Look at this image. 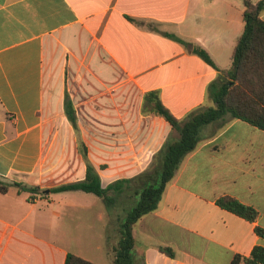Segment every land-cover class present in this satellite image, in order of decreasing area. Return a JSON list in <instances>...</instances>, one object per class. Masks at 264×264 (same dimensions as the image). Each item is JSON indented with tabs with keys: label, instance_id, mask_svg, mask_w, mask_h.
Returning a JSON list of instances; mask_svg holds the SVG:
<instances>
[{
	"label": "crops",
	"instance_id": "1",
	"mask_svg": "<svg viewBox=\"0 0 264 264\" xmlns=\"http://www.w3.org/2000/svg\"><path fill=\"white\" fill-rule=\"evenodd\" d=\"M244 11L243 0H0V180L27 187L0 192V264H65L68 254L114 264L115 212L94 194L50 190L85 179L79 138L103 187L147 171L179 135L143 113L146 95L179 120L214 106L210 86L231 67ZM222 197L253 207L257 219L222 209ZM257 227L264 131L241 120L208 125L158 208L134 225L135 261L231 264L264 247Z\"/></svg>",
	"mask_w": 264,
	"mask_h": 264
},
{
	"label": "trees",
	"instance_id": "2",
	"mask_svg": "<svg viewBox=\"0 0 264 264\" xmlns=\"http://www.w3.org/2000/svg\"><path fill=\"white\" fill-rule=\"evenodd\" d=\"M243 3L245 27L236 42L231 67L221 71L218 81L210 86L214 106L199 109L186 119L179 120L163 105L157 94L146 95L143 113L164 118L179 135L178 139L169 137L147 171L134 178L120 179L103 187L97 170L88 159L87 147L79 138V151L86 163L85 179L50 190V193L82 191L94 194L102 199L109 213L115 212L113 217L119 225L120 239L114 249V264H136L134 225L143 216L158 208L167 185L175 177L183 159L193 152L202 140V131L206 126L227 122L230 117L229 120H241L264 131V20L261 17L264 12V0H243ZM194 52L215 67L206 51L196 48ZM64 109L67 119L79 136L77 114L68 94L65 95ZM21 186L0 180L1 193L9 192L13 187H19V192L27 190V187ZM28 190L38 189L36 187ZM121 201L123 204L119 206ZM125 201H129L126 206ZM217 204L250 222H254L258 217L253 207L231 197H222L218 199ZM255 231L264 239L263 228L257 227ZM160 250L169 257L175 256L172 248ZM65 264L94 263L68 254ZM231 264H264V247L256 246L248 257L235 256Z\"/></svg>",
	"mask_w": 264,
	"mask_h": 264
},
{
	"label": "rangeland",
	"instance_id": "3",
	"mask_svg": "<svg viewBox=\"0 0 264 264\" xmlns=\"http://www.w3.org/2000/svg\"><path fill=\"white\" fill-rule=\"evenodd\" d=\"M230 119V117H228V120ZM50 162H48V165H49ZM14 184V183H13Z\"/></svg>",
	"mask_w": 264,
	"mask_h": 264
},
{
	"label": "water",
	"instance_id": "4",
	"mask_svg": "<svg viewBox=\"0 0 264 264\" xmlns=\"http://www.w3.org/2000/svg\"><path fill=\"white\" fill-rule=\"evenodd\" d=\"M48 192V191H47Z\"/></svg>",
	"mask_w": 264,
	"mask_h": 264
}]
</instances>
